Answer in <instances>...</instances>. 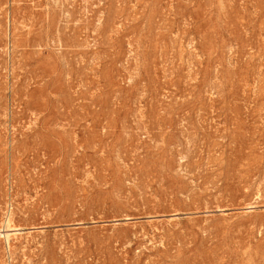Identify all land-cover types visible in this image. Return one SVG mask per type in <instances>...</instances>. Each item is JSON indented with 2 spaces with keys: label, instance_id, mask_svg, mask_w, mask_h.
Instances as JSON below:
<instances>
[{
  "label": "rangeland",
  "instance_id": "obj_1",
  "mask_svg": "<svg viewBox=\"0 0 264 264\" xmlns=\"http://www.w3.org/2000/svg\"><path fill=\"white\" fill-rule=\"evenodd\" d=\"M0 264H264V0H0Z\"/></svg>",
  "mask_w": 264,
  "mask_h": 264
},
{
  "label": "bare ground",
  "instance_id": "obj_2",
  "mask_svg": "<svg viewBox=\"0 0 264 264\" xmlns=\"http://www.w3.org/2000/svg\"><path fill=\"white\" fill-rule=\"evenodd\" d=\"M14 230V229H13ZM8 231H9V229H8ZM10 232H12V230H10ZM14 232V231H13ZM15 233V232H14Z\"/></svg>",
  "mask_w": 264,
  "mask_h": 264
}]
</instances>
